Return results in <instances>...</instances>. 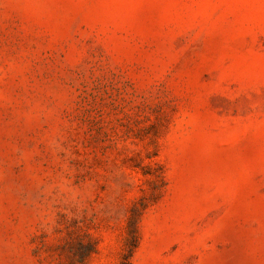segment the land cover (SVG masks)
<instances>
[{
  "label": "rangeland",
  "instance_id": "374dc122",
  "mask_svg": "<svg viewBox=\"0 0 264 264\" xmlns=\"http://www.w3.org/2000/svg\"><path fill=\"white\" fill-rule=\"evenodd\" d=\"M0 264H264V0H0Z\"/></svg>",
  "mask_w": 264,
  "mask_h": 264
}]
</instances>
